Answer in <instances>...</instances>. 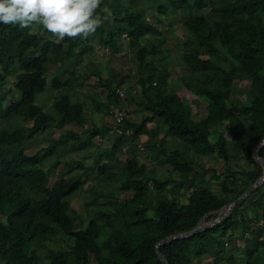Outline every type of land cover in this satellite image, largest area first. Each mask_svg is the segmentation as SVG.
<instances>
[{
    "label": "trees",
    "instance_id": "obj_1",
    "mask_svg": "<svg viewBox=\"0 0 264 264\" xmlns=\"http://www.w3.org/2000/svg\"><path fill=\"white\" fill-rule=\"evenodd\" d=\"M146 1L102 0L97 14L107 19L87 39L59 41L42 26L31 29L0 23V119L16 116L31 122L28 128L0 126V215L4 217L0 220V264H163L155 251L161 239L189 231L202 219H215L224 205L261 177L263 169L251 149L264 136V0H151L152 18L140 5ZM175 15L189 36L182 41L180 56L186 70L184 87L206 102V114L198 120L191 105L169 87V71L160 67L169 52L164 44L170 30L163 18L172 20ZM124 35L136 47L138 105L144 112L139 122L125 117L120 127L131 131L127 135L131 141L147 134L145 148L155 153L156 161L168 163L178 178L153 176L135 154L120 162L119 172H114L112 164L119 162L115 152L127 137L117 132L111 146L96 152L89 165L62 159L91 146L108 131L83 127L84 103L74 100L71 93L77 86L93 74L105 90L100 104L107 109L120 104L118 87H113L116 78L121 80L117 73L107 72L106 77L100 69L76 73L82 53L91 49L88 43L93 40L116 55L122 50ZM51 68L62 74H51L48 83ZM8 76L14 78L17 95L6 104L11 92L4 88ZM236 80L248 84L247 105L232 94ZM48 84L64 93L52 102L50 113H45L36 99ZM230 106H235L238 115ZM96 109L100 111L99 106ZM237 116L243 117L245 125ZM148 122L154 123L152 130L146 129ZM225 122L237 126L232 139L239 145L242 163L233 159L227 146ZM70 124L83 128L84 135L65 128ZM44 128L59 133L46 146L27 154L24 143ZM160 132L178 140L175 155L168 152L166 141L156 139L159 145L151 141ZM208 153L220 158L222 166L205 167L194 160ZM258 153L264 160V145ZM59 166L65 170L51 182ZM75 167L79 174H72ZM88 170L96 172L100 181L118 184L114 193L93 191L95 201L101 197L117 207L96 208L88 218L79 216L74 222V211L64 202L85 185ZM206 175L218 182V189L204 182ZM119 191L131 195L118 200ZM183 195L185 203L178 199ZM238 238L246 242L241 249L242 264H264V181L221 222L164 242L159 252L168 264H204L205 258L227 264L224 257L232 254ZM51 239H61L63 248H48ZM40 248H46L44 256Z\"/></svg>",
    "mask_w": 264,
    "mask_h": 264
},
{
    "label": "rangeland",
    "instance_id": "obj_2",
    "mask_svg": "<svg viewBox=\"0 0 264 264\" xmlns=\"http://www.w3.org/2000/svg\"><path fill=\"white\" fill-rule=\"evenodd\" d=\"M152 4L153 2L151 0H147L146 2L140 4L141 6L147 9L148 18H152V13L154 10L152 8ZM163 19L166 22L165 28L167 30H170L166 32V43L164 44V48L167 49L169 52L166 57L161 61L160 67L169 71V87L175 90L181 100L191 105L193 117L194 119L198 120L206 114V102L195 96L193 93H191L184 87L186 70L181 63L180 57L182 52L184 51L182 41H184L185 38L189 36L183 31L180 16L175 15L172 20L166 17ZM36 27L37 26H32L31 29H35ZM162 29H164V27ZM120 43L122 45V50L116 55L111 54L109 50L100 47L97 43L95 47L91 48L90 50L86 48L85 51H83L82 53V62L80 66L77 67L76 73L82 74L83 72L94 71L97 69H100L102 71V74H104L105 72L117 73L118 77H120L122 82H120L121 80L117 81L118 78H116L113 87L123 88L125 91V96L123 98H120V104L118 105V107L123 110V112H125V117L127 119L139 122L143 117V111L142 108L138 105L140 91L139 85L136 82L135 77L136 47L133 48L130 45L129 40L125 35L122 36ZM53 73L61 75L62 70H55L51 68V72L47 76L48 83L50 82L51 74ZM13 80L14 78L12 76H8L6 78L7 83L4 85V88L5 90L11 89V92L7 93V100L5 101L6 104L9 103V99L12 96L17 95L13 87ZM247 86L248 84L246 81L239 82V80H236L231 86L233 96L238 97L241 103H243L244 105L248 104V96L246 94ZM60 93L64 92L62 90H53L50 87V84H48L46 90L38 95L36 99L37 103L43 107L45 113H50L51 104L55 99H57ZM71 93L73 94L74 100H80L84 103V111L86 116V121L83 126L84 128L97 126L100 128L108 129L107 133L104 136H102L101 138L96 137L95 142L91 144V146L83 149H77L76 151L71 152L69 155L62 158L66 162H82L86 165H89L96 152L111 145V139L114 136L112 129L113 118L110 113V106L112 104L109 105L108 109L100 104V102H103L106 97L105 90L103 86L97 84V78L93 74L90 75V77L83 82L82 86H80L79 89H76ZM92 98L95 99L96 103L93 104ZM97 106L100 107V111L96 109ZM230 110L235 115H238L235 106H230ZM250 119L252 118H249V120ZM238 121L241 123V125H245L242 116L238 117ZM236 122L237 121H235L234 123ZM30 124V120L27 119L26 121H24L22 118L16 116H9L6 119H0V126L5 128H13L17 126H23L24 128H28ZM152 125V123H148V126H151L153 128ZM223 127L225 135L228 138L227 146L233 157L235 156L233 159H235L237 162L242 163L241 160L238 159V157L240 156L239 145L236 141L232 139V135L237 126H233L231 123L225 122L223 124ZM65 128L73 129L74 131L80 132L82 135H84V129L79 128L76 125L70 124L67 125ZM58 133L59 130L57 129L49 130L47 128H44L39 134L35 135L33 139L24 143L25 152L27 154H32L37 149L46 146L50 139H52V137H56ZM213 138L214 137L211 134L209 136L210 141H213ZM143 139V141H140L139 138L135 141H131L129 136H127L125 142H123L119 146V149L115 152V155L117 156L119 162L112 164L111 169L114 170V172L118 173L120 170V162H123L125 159L135 154L139 161L144 162L147 168L152 171L153 176L164 179L171 174L174 178H178L177 173L172 171L171 166L168 163L156 161L153 158L155 153L151 149L145 148L147 138L145 137ZM156 139L166 141L165 147L171 155H175L177 153V147L179 146L178 140L170 136H166V134H163L162 132L154 135L151 140L152 142L154 141V143L159 145L157 142H155ZM140 145L143 148H140ZM189 158L192 159V156H189ZM194 160L199 165H204L205 167L213 166L215 168H218L221 167L223 164L222 160L213 153L194 157ZM103 162L105 161L103 160ZM64 170L65 168L59 166L51 175V182L58 179L60 172ZM79 173L80 169L75 167V170L72 174L75 175ZM87 173L88 178L85 185L80 190L75 191L73 195L66 198L64 202L65 207H67V209H71L74 211V222H77L79 216L83 218H88L90 215H92L96 208L106 206L111 209H116L117 207V205H108L112 201L105 200L101 197L97 198L98 201H95L94 198L96 196V193H94L93 191L96 190L97 192H103L111 190L114 193L118 184L100 181L98 179V174L93 170H88ZM207 179H209L208 175H206V181L204 182H206L211 189L216 190L219 188V184L216 180ZM196 183H198V181ZM186 189V191H190V188L188 186L186 187ZM130 195L131 193L128 191H119L116 197L118 200H120ZM146 199L150 203V198L146 196ZM178 199L180 200V202H186L185 195L178 197ZM260 208H262V205H260ZM221 213L222 211H219L217 217H219ZM65 214H67V211H65ZM147 214H151L150 211ZM0 220L4 221V217L2 215H0ZM212 220L213 219H202L201 223L211 222ZM104 237L105 232L100 235L98 242L102 241ZM245 244L246 242L245 240H243V238L236 239L234 245H232V254L226 255L224 257V261H226L227 264H242L243 254L241 252V249L245 246ZM47 246L48 248H51L53 250H58L63 248L64 245L61 239H51L48 242ZM226 247H229V244ZM38 252L41 254V256H44V254L46 253V248H40L38 249ZM251 254H253L252 251ZM216 262V260H212L211 258L203 259L204 264H216Z\"/></svg>",
    "mask_w": 264,
    "mask_h": 264
},
{
    "label": "clouds",
    "instance_id": "obj_3",
    "mask_svg": "<svg viewBox=\"0 0 264 264\" xmlns=\"http://www.w3.org/2000/svg\"><path fill=\"white\" fill-rule=\"evenodd\" d=\"M101 3L102 0H0V23L20 28L42 26L59 41L87 39L107 19L97 14Z\"/></svg>",
    "mask_w": 264,
    "mask_h": 264
},
{
    "label": "water",
    "instance_id": "obj_4",
    "mask_svg": "<svg viewBox=\"0 0 264 264\" xmlns=\"http://www.w3.org/2000/svg\"><path fill=\"white\" fill-rule=\"evenodd\" d=\"M263 145H264V136L251 149L252 156H253L254 160L263 169L261 177H259L253 184H251L239 197H237L235 200L229 202L228 204L224 205L221 215L219 217H216L215 219H213L211 222L201 223V221H200L195 228H193V229H191L189 231L177 233V234H174V235H170V236H167V237H164L163 239H161L156 244L155 251H156V254H157L158 258L161 260V262L163 264H168V263L165 261V259L163 258L162 254L159 252V245L160 244H162L164 242L172 241L174 239L184 238V237H188L190 235L197 234V233H199L201 231H204L207 228H210V227L218 224L219 222H221V220H223L225 217H227V215L229 214V212H230V210L232 209L233 206L237 205L242 200H244L247 197V195L253 189H255L261 182L264 181V160L262 159V157L258 153V150Z\"/></svg>",
    "mask_w": 264,
    "mask_h": 264
},
{
    "label": "built area",
    "instance_id": "obj_5",
    "mask_svg": "<svg viewBox=\"0 0 264 264\" xmlns=\"http://www.w3.org/2000/svg\"><path fill=\"white\" fill-rule=\"evenodd\" d=\"M116 92L121 98L125 96V91L123 88H117ZM110 113L113 118V132H117L118 134H123L125 136L129 135L131 133L129 129L124 130L120 127L125 118V112H123V110H121L118 106L111 105Z\"/></svg>",
    "mask_w": 264,
    "mask_h": 264
},
{
    "label": "crops",
    "instance_id": "obj_6",
    "mask_svg": "<svg viewBox=\"0 0 264 264\" xmlns=\"http://www.w3.org/2000/svg\"><path fill=\"white\" fill-rule=\"evenodd\" d=\"M88 45H89L90 48H94L95 45H96V42H94L93 40H90L89 43H88ZM81 62H82V61H81ZM53 69H54V68H53ZM55 70H56V69H55ZM102 75H103L104 77H106L107 73L105 72V73L102 74ZM81 86H82V85H81ZM79 87H80V86H77L76 89H79ZM46 88H47V86L45 87V90H46ZM76 89H75V90H76ZM45 90H44V91H45ZM53 90H54V89H53ZM73 91H74V90H73ZM142 111L144 112L143 109H142ZM148 123H152V124L154 125L153 122H148ZM148 123L146 124V129H147V130H152L153 128H152L151 126L149 127V126H148ZM153 125H152V126H153ZM113 127H114V126H113ZM112 129H113V128H112ZM113 135H114V134H113ZM114 137H115V136H113L112 139H111V144H112V140H113ZM145 137L147 138V134H141L138 138H139L140 141H143V140H144L143 138H145ZM134 141H135V140H134ZM110 146H111V145H110ZM141 147H142V146L140 145V148H141ZM118 149H119V147H118ZM118 149H117V150H118Z\"/></svg>",
    "mask_w": 264,
    "mask_h": 264
}]
</instances>
